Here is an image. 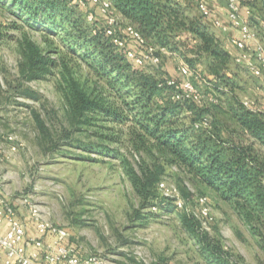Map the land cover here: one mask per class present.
<instances>
[{
    "label": "rangeland",
    "instance_id": "obj_1",
    "mask_svg": "<svg viewBox=\"0 0 264 264\" xmlns=\"http://www.w3.org/2000/svg\"><path fill=\"white\" fill-rule=\"evenodd\" d=\"M215 2L227 7L226 0H209L211 8ZM182 3L190 15L201 17L217 33L211 19L202 17L197 0ZM250 6L251 26L264 45V7L260 0L253 1ZM80 13L83 26L90 31L95 29L93 20L87 18L88 13H92L101 25L107 18L99 13L97 5L89 2ZM116 19L120 30L130 23L117 13ZM13 24L19 26L15 28ZM24 34L44 49L49 41L53 42L67 60L73 57L69 66L75 77L89 88L96 86L106 94L111 90L106 75L97 73L92 60H81L83 49L76 54L67 51L65 32H49L47 27L35 24L28 16L18 15L10 4L0 1V188L10 198L18 200L11 199L16 210L22 208L23 215L32 221L24 202L27 199L39 209L43 218L68 230V242L77 251L100 253L116 264H210L181 222L183 213L199 218L197 195L203 194L208 197L213 216L209 233L220 235L224 247L241 255L246 264H264V237L253 232L231 202L192 180L184 168L165 164L161 176L166 187L184 201L183 208L142 207L141 198L118 158L97 150H82L61 138L63 129L70 128V112L62 88L64 82L59 69L45 79L28 80L19 73V41ZM192 45L189 42L181 44V51L158 50L159 61L148 62L144 67L160 76L182 79L180 67L183 64L190 67L187 59H195V65L190 67V78L203 95L200 103L209 104L211 97L217 96L224 104L226 96L215 91L207 78L210 59L197 57ZM229 71L235 75L234 90L241 99L264 103L261 79L253 77L233 60ZM26 90L34 91L36 96H27ZM103 123L111 128L105 131L120 137V141L104 143L127 155L136 167L142 157L150 161V155L137 153L131 147L129 130L133 123ZM85 129L73 132V137L95 141L97 138L91 131L99 129L98 126Z\"/></svg>",
    "mask_w": 264,
    "mask_h": 264
},
{
    "label": "trees",
    "instance_id": "obj_2",
    "mask_svg": "<svg viewBox=\"0 0 264 264\" xmlns=\"http://www.w3.org/2000/svg\"><path fill=\"white\" fill-rule=\"evenodd\" d=\"M0 1L49 32H65L67 51L76 54L83 49L81 60H92L97 73L106 75L109 94L96 86L89 88L75 77L69 66L73 57L65 59L53 42L44 49L23 35L19 41V73L28 80L45 79L59 69L64 82L70 128L63 129L61 138L82 150L118 158L142 207H176L173 198L159 192L158 183L165 164H177L192 180L231 202L253 232L264 237V113L246 107L235 93V75L229 71L231 52L201 17L190 15L178 0H110L150 43L181 51V44L189 42L197 57L210 59L207 78L215 91L226 96L224 104L217 96L209 104L173 99L175 89L166 82L170 77L135 65L96 19L92 21L95 30L83 26V6L78 0ZM53 53L58 55L54 57ZM187 60L190 67L195 65V59ZM24 94L36 96L31 90ZM205 118L207 125L195 127ZM103 122L133 123L129 130L131 147L150 155V161L142 157L136 167L127 155L104 143L120 141V137L105 131L111 128ZM88 126L99 128L91 131L95 141L73 137V132H82ZM181 222L210 264H246L241 255L224 247L220 235L203 229L199 218L183 213Z\"/></svg>",
    "mask_w": 264,
    "mask_h": 264
},
{
    "label": "built area",
    "instance_id": "obj_3",
    "mask_svg": "<svg viewBox=\"0 0 264 264\" xmlns=\"http://www.w3.org/2000/svg\"><path fill=\"white\" fill-rule=\"evenodd\" d=\"M242 1L245 2L244 5ZM253 1L256 0H226V19H215L213 24L221 31H227L230 28L237 30V34L227 38L224 46L227 49H233L230 52L236 64L264 82V45L251 26L252 7L250 3ZM78 2L83 7L88 2L95 4L99 13L107 16L102 25L106 35L111 37L117 48L124 51L126 57L135 65L144 67L148 62L157 63L159 61L158 50H165L166 47L150 43L131 23H126L122 30L118 29L116 13L120 14L110 0H78ZM260 2L264 7V0ZM197 5L202 17L211 16L212 9L209 0H197ZM87 18L95 20L92 13H88ZM262 23L264 25L263 21ZM128 38L132 41L131 44ZM180 73L182 79L170 77L166 80L167 84L175 89L172 98L200 102L203 95L190 78L191 68L183 64L180 67ZM211 100L216 101L212 97ZM242 102L251 110L264 113V103H258L252 99H242ZM205 125H207L206 118L195 123V127ZM158 189L163 195L173 198L177 208H183L184 201L177 193L166 187L162 180L158 183ZM24 202L27 204L29 218L35 225L36 234L34 236L27 235L25 225L11 198L0 193V251L3 253L2 260L5 264H116L100 253L83 254L77 251L68 242L69 232L65 227L55 225L43 218L39 209L27 199H24ZM197 202L200 205L201 226L210 231L209 225L213 222V216L208 205V197L203 194L197 195ZM1 225L5 226L1 228Z\"/></svg>",
    "mask_w": 264,
    "mask_h": 264
},
{
    "label": "crops",
    "instance_id": "obj_4",
    "mask_svg": "<svg viewBox=\"0 0 264 264\" xmlns=\"http://www.w3.org/2000/svg\"><path fill=\"white\" fill-rule=\"evenodd\" d=\"M212 8H211L212 9V14H211V16H209V19H211L212 24H213V21L215 19H222V20L226 19L227 7L225 5H222V3H220V2H215V3H213V7ZM215 31L217 32L216 34L220 37V39L222 40L224 45H226L227 38L230 35L237 34V30H235L233 28H230L227 31H221V30H219V29H217L215 27ZM228 50L232 51L233 49L232 48H228ZM0 193L1 194H5V195L8 196L7 192L1 190V188H0ZM11 199L14 202L18 201L17 199H14V198H11ZM17 210L19 211L18 215H19L20 219L22 220V222L25 225L27 235L34 236L36 234L34 222L30 221L26 216L23 215L25 211H21L22 208L19 207ZM4 226L5 225H1V228H3ZM2 257H3V253L0 251V264H5L3 262V260H2Z\"/></svg>",
    "mask_w": 264,
    "mask_h": 264
}]
</instances>
